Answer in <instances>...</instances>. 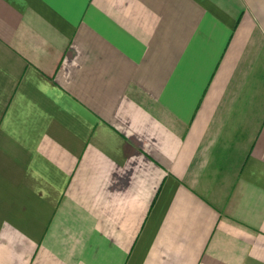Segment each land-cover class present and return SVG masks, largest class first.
<instances>
[{"label":"crops","instance_id":"obj_1","mask_svg":"<svg viewBox=\"0 0 264 264\" xmlns=\"http://www.w3.org/2000/svg\"><path fill=\"white\" fill-rule=\"evenodd\" d=\"M0 264H264V0H0Z\"/></svg>","mask_w":264,"mask_h":264}]
</instances>
